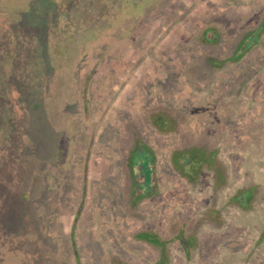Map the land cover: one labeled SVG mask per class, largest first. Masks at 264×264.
Masks as SVG:
<instances>
[{
	"label": "rangeland",
	"instance_id": "rangeland-1",
	"mask_svg": "<svg viewBox=\"0 0 264 264\" xmlns=\"http://www.w3.org/2000/svg\"><path fill=\"white\" fill-rule=\"evenodd\" d=\"M111 1L0 0V264H264V0Z\"/></svg>",
	"mask_w": 264,
	"mask_h": 264
},
{
	"label": "trees",
	"instance_id": "trees-1",
	"mask_svg": "<svg viewBox=\"0 0 264 264\" xmlns=\"http://www.w3.org/2000/svg\"><path fill=\"white\" fill-rule=\"evenodd\" d=\"M125 0H112L109 4H108V7L111 6V4L115 3V4H118V5H124V2ZM126 2V1H125ZM131 3V2H130ZM108 10V8H107ZM105 14V13H104ZM100 27V26H99ZM94 31L97 30V27L95 29V27L92 28ZM72 38H76L74 37L73 35L72 36H69V39H70V43L73 44L72 41H75L74 39L72 40ZM57 63L58 60L56 61ZM9 66L12 65V63L8 64ZM188 154H191V153H188ZM187 154V157H184V159L182 160V163L184 166H187V168H193L194 167V164L197 163V161L195 160V155H189L188 156ZM190 157V158H189ZM200 159L205 161L204 158L202 157V152L200 153ZM218 174V173H217ZM218 179V177H217ZM254 195V192L250 191L249 189L247 190H240L236 195H235V198H234V201H236L238 204H241V202H243L245 199L248 200V199H251L252 196ZM148 241V238L146 239Z\"/></svg>",
	"mask_w": 264,
	"mask_h": 264
}]
</instances>
